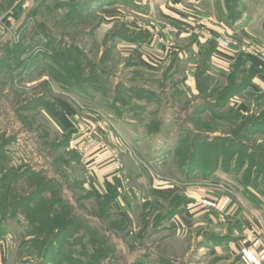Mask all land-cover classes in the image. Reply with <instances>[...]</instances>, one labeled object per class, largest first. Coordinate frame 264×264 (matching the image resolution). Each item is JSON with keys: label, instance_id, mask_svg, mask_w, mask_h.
<instances>
[{"label": "rangeland", "instance_id": "374dc122", "mask_svg": "<svg viewBox=\"0 0 264 264\" xmlns=\"http://www.w3.org/2000/svg\"><path fill=\"white\" fill-rule=\"evenodd\" d=\"M242 1L239 12H264V0ZM144 2L0 0V238L11 264H264V112L218 110L229 82L195 94L180 67L140 68L129 47L162 29L160 6ZM119 82L163 92V103L117 102ZM63 101L114 125L118 159L139 166L126 209L94 197L74 131L53 121ZM196 108L210 111L189 117ZM41 188L37 214L55 203L57 215L32 225L16 206Z\"/></svg>", "mask_w": 264, "mask_h": 264}, {"label": "crops", "instance_id": "0c3cea01", "mask_svg": "<svg viewBox=\"0 0 264 264\" xmlns=\"http://www.w3.org/2000/svg\"><path fill=\"white\" fill-rule=\"evenodd\" d=\"M144 1L150 7L154 3L156 7L160 6L162 29L160 33L150 34L146 43H135L129 47L140 68L154 71L157 67H168L176 73L180 67L187 86L195 94L200 93L199 82L225 84L232 78L235 82H249L243 91L229 100L228 106L236 107L243 115L264 111V63L242 50L249 43L251 49L264 51V12L246 7L243 12L232 14L224 5V0ZM195 27L201 33L192 36L188 31ZM219 37L230 42L237 41L240 47L225 49L216 42ZM204 63L207 66L204 67ZM62 104L59 111L63 112L53 116L60 132L74 131L73 142L78 145L91 135L104 143L90 162L85 161L92 178L87 185L98 197L105 193L106 185H112L119 193L114 207L126 209L124 201H128L127 194L131 193L129 186L140 180V169L135 163L133 173L132 167L118 159L116 152L120 153V141L112 129L115 126L98 120L88 111L75 108L70 102L63 101ZM136 145L146 148V144H139V141ZM117 160L123 163L120 170L114 167ZM252 245L249 253L255 259L258 246ZM3 252L6 253L5 242ZM4 264H11L7 255L4 256Z\"/></svg>", "mask_w": 264, "mask_h": 264}, {"label": "trees", "instance_id": "16d2710c", "mask_svg": "<svg viewBox=\"0 0 264 264\" xmlns=\"http://www.w3.org/2000/svg\"><path fill=\"white\" fill-rule=\"evenodd\" d=\"M230 3L231 5V1L228 2V4ZM235 3V7H237L236 10H233V12H231L232 14L236 13V12H239L238 11V8H241L242 7V4H243V1L242 0H239L238 2H234ZM140 36H137V40L136 42L138 43H142V42H147L149 37L148 36H145L144 39H139ZM137 43V44H138ZM203 66H207L206 63L203 64ZM233 80H231V82H229V85L222 90L220 96L223 100H221L219 102V105H218V110H222L223 111H226L229 110L230 112V108L228 107V102L231 98H233L235 95H237L238 93H240L241 91H243L245 89V87L247 86V84L249 82H235L234 78H232ZM119 85L120 87L122 88V90L120 89L119 91V95H121L122 93L124 94V89L126 88L127 90V93L126 95H122L120 101H117V102H121V103H124V104H130V101L133 100V99H143L145 101V103L142 105L140 102H137V105H141L143 108H147V105H150V104H158V105H161L163 103V99H162V96H163V92H160L158 93L157 91H150L148 89H145V88H141V87H137V86H133V85H130V84H126V83H123V82H119ZM205 87H208L206 86V84L204 82H199V90L201 92V94H203V88ZM166 93V91H165ZM197 105V102H192L190 104V106H183V108H181V110L177 113H183L184 111H186V113L188 112V109L192 108L194 109ZM228 107V108H227ZM117 108V107H116ZM210 110L209 109H206L204 111H200L199 109H195L193 111L192 114L188 115L189 117L192 118V116L196 115V114H202V113H207L209 112ZM233 111V110H232ZM264 111H262L263 113ZM59 113V112H58ZM188 114V113H187ZM233 115V114H232ZM239 117L241 114H239ZM58 116V115H57ZM215 117V116H214ZM193 130H191L192 132ZM26 175V174H25ZM13 183H12V180L9 181V186H11ZM47 189L45 188H41L39 190H37L35 193H33L32 195H30L28 198H26L25 200H23L21 203L19 202V204L16 206V216L19 215V211L20 210H24V211H29L27 213H32V217L31 219H28L30 222H32V225L35 223L36 219L35 217H40V216H44L47 220H52L54 219V217L57 215V213H55V207L57 206L55 203L50 205V208L47 209V214L45 215L43 212V214H37L41 208V202L43 201V199L45 198L44 196V193ZM111 191H114V195H113V192ZM94 197H96V194L93 193ZM119 196V193L117 191V189L115 187H113L112 185L108 184L106 185V191L105 193L103 194V197L99 200H108V203L109 205L112 207V204L116 201V199L118 198ZM97 198V197H96ZM98 199V198H97ZM6 216H5V219L7 220L9 218V212H8V209H9V205H8V199H6ZM39 220V218H37ZM5 220V221H6ZM8 221V220H7ZM43 225V224H42ZM38 227H40V225L38 224ZM0 229H3L2 227ZM69 230V227L68 226H65V227H62V228H56V230L54 231L55 235L53 238L50 239L49 243L50 246L52 245V247H50L49 249L51 250V248L53 249L55 247V244H61L64 242V240H60V236L61 234H64L66 232H68Z\"/></svg>", "mask_w": 264, "mask_h": 264}, {"label": "built area", "instance_id": "2783aa9c", "mask_svg": "<svg viewBox=\"0 0 264 264\" xmlns=\"http://www.w3.org/2000/svg\"><path fill=\"white\" fill-rule=\"evenodd\" d=\"M7 32V27L5 24V20L3 18H0V37L4 36ZM190 35H197L200 34L201 31L198 28H192L188 31ZM216 42L218 45L225 49H232V44L230 41L219 37ZM243 51L251 53L254 57L259 59L264 63V51L259 49H251L250 47H243ZM81 153L84 155L86 162H90L92 160L93 153L96 151L101 150L104 147V143L102 140H99L96 137L88 136L84 142L79 146ZM114 167L117 168V170H120L122 168V164L120 161L114 162ZM5 240L0 238V264H4V254H3V245Z\"/></svg>", "mask_w": 264, "mask_h": 264}]
</instances>
